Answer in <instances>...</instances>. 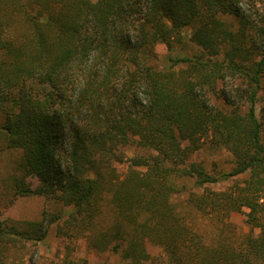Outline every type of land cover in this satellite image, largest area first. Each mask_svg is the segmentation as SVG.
<instances>
[{
	"label": "trees",
	"instance_id": "16d2710c",
	"mask_svg": "<svg viewBox=\"0 0 264 264\" xmlns=\"http://www.w3.org/2000/svg\"><path fill=\"white\" fill-rule=\"evenodd\" d=\"M11 3L26 24L6 36L0 16V132L8 147L23 150L14 192L57 195L78 213L90 209V224L109 192L116 222L91 228L90 243L121 252L123 264H145L149 243L163 245V264H264V9L255 18L247 0ZM187 26L192 55L181 51ZM159 43L180 50L164 67L153 50ZM119 141L147 151L127 161L124 175L115 165L124 161ZM206 141L232 153L231 170L216 173L191 159ZM247 171L243 182L211 190L208 201L188 200L227 226L244 211L250 231L239 243H214L173 201L187 182L195 190ZM32 174L34 189L26 183ZM19 223L0 215V263L2 245L46 235L44 218Z\"/></svg>",
	"mask_w": 264,
	"mask_h": 264
},
{
	"label": "rangeland",
	"instance_id": "374dc122",
	"mask_svg": "<svg viewBox=\"0 0 264 264\" xmlns=\"http://www.w3.org/2000/svg\"><path fill=\"white\" fill-rule=\"evenodd\" d=\"M247 1L252 16L257 18L263 12L264 0ZM243 4L246 6L245 1ZM0 16L5 22L6 36L19 34L25 30L26 24L23 14L13 10L11 0H0ZM228 20L236 22L234 17H229ZM192 31L191 26L183 29L186 44L181 49L183 53L190 55L197 51V47L190 40ZM153 50L157 54L156 62L159 67H164L167 64L166 55L176 54L180 51L178 48L174 52L169 51L164 43L154 45ZM187 67L188 65L185 64L178 68ZM3 92L4 90L0 89V93ZM208 96L212 104L222 106V102L213 93L208 92ZM258 110L260 115L264 114V88L259 94ZM4 121L5 114L0 110V125ZM6 141L5 135L0 132L1 219L6 224L21 225L19 221L44 218L47 227L46 235L42 240L19 241L2 245V263L0 264H123L124 258L121 252L117 253L110 248H94L90 243L91 228L107 229L116 222L117 212L111 202V194L102 192L101 211L91 224L90 209L78 213L76 208L72 205H66L57 195L33 193L17 195L13 189V180L16 175L22 174L23 150L8 147ZM117 147L124 156V161L115 162L117 171L122 175L127 172V161L132 156L147 153L145 149L137 147L134 142L123 143L119 141ZM191 159L202 162L209 171L216 173L229 171L234 167L232 153L226 147L214 145L208 141L192 153ZM248 177L249 172L247 171L225 183L195 190L187 182L180 185L181 191L173 196V201L189 224L193 225V228L199 233H209L214 243L228 241L236 244L242 240L245 233L250 231V225L247 223L244 211L234 212L225 219L228 224L230 223L227 226L221 220H210L209 216H206L201 210L203 207L197 208L191 205L189 201L193 200L196 203L208 201L211 190L226 188L235 181L241 183ZM26 183L34 189L38 187L39 179L35 174H32L26 178ZM192 188L194 191L190 192ZM244 210L247 211L248 209L244 208ZM148 250L151 258L145 264H163L166 256L162 244L149 243Z\"/></svg>",
	"mask_w": 264,
	"mask_h": 264
}]
</instances>
